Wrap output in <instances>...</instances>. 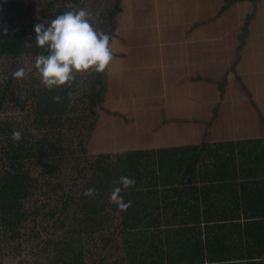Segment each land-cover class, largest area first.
I'll use <instances>...</instances> for the list:
<instances>
[{
  "label": "trees",
  "instance_id": "1",
  "mask_svg": "<svg viewBox=\"0 0 264 264\" xmlns=\"http://www.w3.org/2000/svg\"><path fill=\"white\" fill-rule=\"evenodd\" d=\"M79 8L110 44L122 0H0V264H264V139L88 151L108 65L52 89L33 66L34 25Z\"/></svg>",
  "mask_w": 264,
  "mask_h": 264
},
{
  "label": "crops",
  "instance_id": "2",
  "mask_svg": "<svg viewBox=\"0 0 264 264\" xmlns=\"http://www.w3.org/2000/svg\"><path fill=\"white\" fill-rule=\"evenodd\" d=\"M122 8L105 99L119 114L109 125L100 110L96 131L118 127L112 152L264 139V0H122ZM218 193L225 200L228 191Z\"/></svg>",
  "mask_w": 264,
  "mask_h": 264
},
{
  "label": "clouds",
  "instance_id": "3",
  "mask_svg": "<svg viewBox=\"0 0 264 264\" xmlns=\"http://www.w3.org/2000/svg\"><path fill=\"white\" fill-rule=\"evenodd\" d=\"M91 17L90 10L70 9L56 15L47 24L39 22L34 25L36 45L44 51L35 57L33 66L45 88L52 89L70 83L79 73H99L105 70L112 55L110 38L92 26ZM3 33H7L6 28L0 34ZM23 75V68L12 73L15 78ZM54 99L59 100L60 97ZM12 135L19 138L20 133L17 131ZM134 183L133 178L120 176L117 186L109 194V200L115 202L119 209L126 210L131 201L125 202L119 194L123 188ZM94 191L92 187L86 188L84 195L90 196Z\"/></svg>",
  "mask_w": 264,
  "mask_h": 264
},
{
  "label": "rangeland",
  "instance_id": "4",
  "mask_svg": "<svg viewBox=\"0 0 264 264\" xmlns=\"http://www.w3.org/2000/svg\"><path fill=\"white\" fill-rule=\"evenodd\" d=\"M118 91H120V90H118ZM100 110H101V117H103V119L106 120L107 124H109V125H110V123H114V121H115L114 120V116L119 114V113H115V112L113 113V112L107 110L105 102L102 104ZM107 130H108V136L104 135V134L100 135V134H98L96 132L93 133V135L91 136L90 141L87 144V148H88V151L90 153H101V152L116 151V150H111L112 146H110V145H115L117 143V141H120L122 139V138H119V137H121V135L116 134V132L119 129H118V127H116V129H115L113 127L112 128H110V127L108 128V126H107L106 131ZM126 146H127V144H125L124 146L116 145L113 148L117 149V147H120L119 151H121L122 149L126 150L129 147L128 146L127 148H124Z\"/></svg>",
  "mask_w": 264,
  "mask_h": 264
}]
</instances>
